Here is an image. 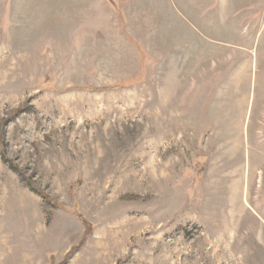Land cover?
Here are the masks:
<instances>
[{"label": "rangeland", "instance_id": "1", "mask_svg": "<svg viewBox=\"0 0 264 264\" xmlns=\"http://www.w3.org/2000/svg\"><path fill=\"white\" fill-rule=\"evenodd\" d=\"M99 1L0 0V264H264V0Z\"/></svg>", "mask_w": 264, "mask_h": 264}, {"label": "trees", "instance_id": "2", "mask_svg": "<svg viewBox=\"0 0 264 264\" xmlns=\"http://www.w3.org/2000/svg\"><path fill=\"white\" fill-rule=\"evenodd\" d=\"M3 156H5V154L3 155ZM13 170H15V171H17L16 169H15V167L13 168ZM29 187H31V186H29ZM32 188V187H31ZM34 189V188H33ZM34 191V190H33ZM43 195V197L44 198H47V195H44V194H42Z\"/></svg>", "mask_w": 264, "mask_h": 264}, {"label": "crops", "instance_id": "3", "mask_svg": "<svg viewBox=\"0 0 264 264\" xmlns=\"http://www.w3.org/2000/svg\"><path fill=\"white\" fill-rule=\"evenodd\" d=\"M100 1H102V0H100ZM100 1H99V2H100ZM99 5H100V4H99ZM171 7H173V6H171ZM175 7H176V5H174V8H175ZM176 9H177L178 12H180L178 8H176Z\"/></svg>", "mask_w": 264, "mask_h": 264}]
</instances>
